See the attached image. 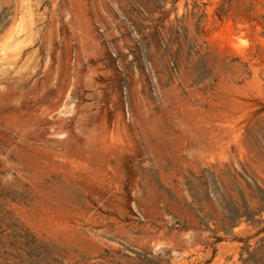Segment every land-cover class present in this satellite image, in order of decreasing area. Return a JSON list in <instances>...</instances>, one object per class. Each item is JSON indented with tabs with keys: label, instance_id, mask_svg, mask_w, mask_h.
Here are the masks:
<instances>
[{
	"label": "rangeland",
	"instance_id": "374dc122",
	"mask_svg": "<svg viewBox=\"0 0 264 264\" xmlns=\"http://www.w3.org/2000/svg\"><path fill=\"white\" fill-rule=\"evenodd\" d=\"M0 264H264V0H0Z\"/></svg>",
	"mask_w": 264,
	"mask_h": 264
}]
</instances>
